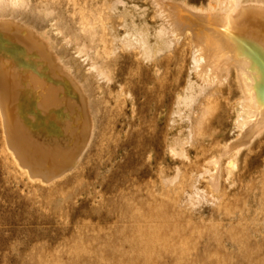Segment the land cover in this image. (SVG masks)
<instances>
[{"label": "rangeland", "instance_id": "1", "mask_svg": "<svg viewBox=\"0 0 264 264\" xmlns=\"http://www.w3.org/2000/svg\"><path fill=\"white\" fill-rule=\"evenodd\" d=\"M115 1L121 2L118 10L125 5L144 11L145 21L155 25L152 0L1 1L0 48L6 54L0 51V63L8 55L17 73L30 74L17 77L23 88L40 79L63 86L62 104L74 108L68 116L74 134L57 148L61 152L45 154L26 135H12L27 130L41 143L50 142L57 132L52 119L41 109L37 119L30 117L40 93L47 102L52 98L34 82L35 98L28 106L24 89L12 88L14 97L20 95L18 126L7 98L10 79L0 73L6 95L0 117V264H264V130L244 139L247 145L241 142L232 185L223 181L226 157L220 156L221 190L212 191L203 175L195 184L203 200L187 196L194 177L213 168L206 160L218 156L236 134L231 106L238 95L236 71L219 73L222 80L194 104L191 125L172 122L176 93L188 78L197 81L189 74L191 33L188 38L184 33L191 26L179 27L185 36L147 63L138 50L112 42L102 27L90 29L93 21L97 28L106 20L122 31L120 18L108 10ZM167 1L198 8L208 2ZM31 33L47 36L50 52L77 80L75 90ZM86 56L108 80L86 70ZM63 110L54 113L62 118ZM186 126L192 136L183 145L185 155L171 157L168 140L186 134ZM8 135L25 145L19 157L30 168L14 163Z\"/></svg>", "mask_w": 264, "mask_h": 264}, {"label": "bare ground", "instance_id": "2", "mask_svg": "<svg viewBox=\"0 0 264 264\" xmlns=\"http://www.w3.org/2000/svg\"><path fill=\"white\" fill-rule=\"evenodd\" d=\"M1 1L2 0H0V5ZM152 3L154 7V17L156 18L155 25H149L143 18L144 11L139 12L135 7H126L124 5L122 10H118L117 4H121L119 1H115L109 6L108 10L111 11L112 15L120 18L121 22H119L118 26L122 28L121 32H117L116 29H113L112 23L109 24L105 22L106 20L100 22H98L99 20L96 21L99 23L97 28L94 26L97 24H94V21L92 22L91 20H88V23L92 22L90 29L93 32H96L98 27H102L110 37V40L112 42H119L120 45H122V48L126 47L128 48V51H130V49L138 50L139 55L142 57L141 59L147 63L155 60L156 57H158L160 53L162 54L165 50L168 49L169 51L172 45L181 38L180 36H185L183 35L184 31H186L184 32L185 34L187 32L189 34L191 33V35H189L190 37L186 34L187 38L189 37L188 39L191 44V65L189 67V74L193 73L195 78H197V81L194 82L188 78L182 91L176 93L175 108L172 113L174 119H172V122L178 121L190 123L191 117L195 114L193 106L196 101L203 95V93L207 92L206 90H209L216 81L220 82L222 80L219 73L222 70L227 73L231 67L236 71L234 83L236 84L235 89L237 88L238 95H234L231 100L233 129L236 131V134L228 142L223 143L222 151L218 156H213L206 160L207 164L213 166V168H203L201 174L197 177L195 176L196 178L194 177L192 180L191 188L193 190L191 189V193H188L189 195L187 194V196H189V200L193 201V199H196L195 202H197V200L201 198V194L195 186L198 178L206 175V183L212 191H220L222 186L220 175L221 166L218 161H220V156L221 158L222 156H225L226 159L222 167L223 181L229 184V186L232 185L234 171L236 169V151L239 149L241 150V148L244 147L242 146L243 144H248L247 142L249 140H246V143H243L245 142L244 139H250V136L256 135L264 130V0H208L205 7L199 8L191 7L184 2L178 1L152 0ZM1 8L3 7L0 6V9ZM183 25H190L192 31L187 27L184 31L182 30L183 32L180 30L182 32L181 35L179 27ZM32 31L35 33L33 29ZM31 35L43 47L45 52L53 57V61L58 66L59 71L64 72L65 74L67 72L66 76L71 81L73 89L75 90L77 80L75 81L73 75L68 73L70 69H68L67 65L62 64L63 62L61 63V57L59 58L55 53L52 54V52H50L51 50L53 51V47H51V43L48 41L47 36L39 34L37 37V34L35 36L32 33ZM83 46L84 45L81 47ZM80 49L81 48H76L74 53L78 58H82L80 57V53L83 51ZM0 51L6 54L4 49L0 48ZM5 58H7L6 62L5 59L2 58V62L0 63L3 64L0 66V73L4 77L10 79L11 91L7 98L17 125L19 126L21 123L18 122L20 115H18L16 111L17 107L15 106V102L20 95L17 98L14 97L12 88L22 87V89H24L23 92L25 93L24 96L27 99V105L30 106V103H32L35 98L33 96L34 85L38 84V86L40 85L51 91L47 92V96L50 95L51 97H49L52 98V100L51 102L43 100L45 94L40 93L39 102L31 104L32 106L35 105L32 109L31 116L33 117H30L31 121L37 119L36 114L38 110L41 109L39 112H41L46 119L47 117L52 119L57 129V132L54 133V138L45 144L41 143L40 140H37L35 137L36 135L32 132H27V130H20L17 134L12 135L19 138L26 135L28 138H31L32 144L37 149L44 150V154L47 152H61V150H57V148L60 147V144L65 143L68 137H71L74 134V129L70 126V121L68 120V116L71 115L73 117L74 113L72 111L74 108L71 109L72 107L69 104H62L61 100L64 99V97L61 96L63 94V86L57 87L52 83L50 86H47V81L45 79L38 80V78H35L34 76V78L38 80H34L37 84L31 82V84L28 83V87L23 88L22 85L19 86L21 82L17 77H25L26 79H29L31 78L30 74L22 75L17 73V67L12 63L13 60L8 55H5ZM84 61L88 62V68L86 70L89 73H92L93 77L108 80L105 76V78H103L104 72L101 71L102 73H97L98 70H96V64L94 65V62H91L90 59L88 61L87 56L83 59V62ZM7 67L8 70H13V72H8ZM77 85L79 86L80 84L78 83ZM2 96L6 97L3 91H0V117L1 110L3 111V104L1 102ZM56 108L64 109L65 111H63L66 112V115L59 118V116L54 113V109ZM87 111L90 113L89 110ZM90 122H92V120H90ZM188 125H191V123ZM184 128L185 131H187L186 134L179 132L177 136H172L168 140L167 151L171 157H184L185 155L183 145L188 142L192 133L187 126ZM37 134L40 133L37 132ZM8 139L10 143L6 139L5 142L7 149L14 156V163L17 161V167L20 169L23 168L20 167L22 163L24 166L29 167V165L24 163L19 157V151L23 149L22 147H25V145H23L21 141L13 142L12 139L9 138V135ZM241 142L243 144H241ZM232 151L235 152L232 153ZM12 155L11 157H13ZM27 170H30V174L28 173L30 178L35 176L31 175V169ZM35 178H37V175ZM46 180L47 179H44L43 181L46 182ZM50 182L47 180L46 183L48 184ZM200 200L203 199L201 198Z\"/></svg>", "mask_w": 264, "mask_h": 264}]
</instances>
